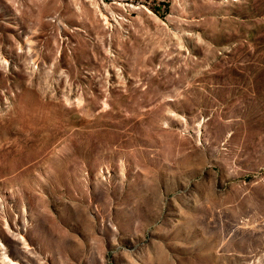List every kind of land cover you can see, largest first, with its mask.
Segmentation results:
<instances>
[{
  "label": "rangeland",
  "instance_id": "rangeland-1",
  "mask_svg": "<svg viewBox=\"0 0 264 264\" xmlns=\"http://www.w3.org/2000/svg\"><path fill=\"white\" fill-rule=\"evenodd\" d=\"M0 264H264V0H0Z\"/></svg>",
  "mask_w": 264,
  "mask_h": 264
}]
</instances>
